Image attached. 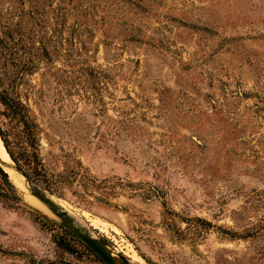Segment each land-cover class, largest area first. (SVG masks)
<instances>
[{
  "label": "rangeland",
  "instance_id": "rangeland-1",
  "mask_svg": "<svg viewBox=\"0 0 264 264\" xmlns=\"http://www.w3.org/2000/svg\"><path fill=\"white\" fill-rule=\"evenodd\" d=\"M0 95L12 148L34 127L47 192L131 263L264 264V0H0ZM14 185L0 264H106Z\"/></svg>",
  "mask_w": 264,
  "mask_h": 264
},
{
  "label": "trees",
  "instance_id": "trees-1",
  "mask_svg": "<svg viewBox=\"0 0 264 264\" xmlns=\"http://www.w3.org/2000/svg\"><path fill=\"white\" fill-rule=\"evenodd\" d=\"M0 100L3 101L5 104H7L9 107L13 108V106L10 104L7 97H4L0 95ZM14 112L17 114H22L24 117H27L26 112L24 111V106L20 103H16L14 106ZM19 112V113H18ZM28 127L30 128V124L28 121H26ZM31 129V130H30ZM30 140L21 142L20 144V151L16 152L11 144L9 139L5 136L3 130L0 127V137L3 140L5 147L12 158L16 161V163L21 167V169L25 172L27 177L34 183H38L45 187L47 190L51 191L52 193H59V187L55 184L53 181L52 176L50 175L49 171L47 170L43 159L41 158L40 152L37 148V131L34 127L30 128ZM0 174L3 176L5 181L15 188L14 183L11 181V179L0 169ZM60 194V193H59ZM42 217L47 221L52 223L53 226L58 227L63 231V235L59 238V241L66 240L65 236L71 237L74 241H78L82 243L89 252L94 254L97 258H99L100 261L106 263L97 253L90 248L86 243H84L82 240H80L76 235H74L71 231L66 229L63 225L56 223L46 215H42ZM65 235V236H64ZM63 244H67V246L71 247V245H68L69 243L66 241H63ZM107 264V263H106Z\"/></svg>",
  "mask_w": 264,
  "mask_h": 264
},
{
  "label": "water",
  "instance_id": "water-1",
  "mask_svg": "<svg viewBox=\"0 0 264 264\" xmlns=\"http://www.w3.org/2000/svg\"><path fill=\"white\" fill-rule=\"evenodd\" d=\"M12 160L14 168L25 177L30 192L60 220L66 229L92 248L107 264H133L124 256L116 253L104 239L98 237L85 225L81 224L67 209L55 200L52 194L47 192L48 190L45 187L32 182L16 161L13 158ZM0 169L9 177V174L1 165Z\"/></svg>",
  "mask_w": 264,
  "mask_h": 264
},
{
  "label": "bare ground",
  "instance_id": "bare-ground-1",
  "mask_svg": "<svg viewBox=\"0 0 264 264\" xmlns=\"http://www.w3.org/2000/svg\"><path fill=\"white\" fill-rule=\"evenodd\" d=\"M0 165L9 174V178L13 181V183L19 186L24 185L26 179L14 168V162L10 157L1 137H0Z\"/></svg>",
  "mask_w": 264,
  "mask_h": 264
}]
</instances>
